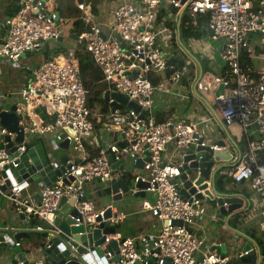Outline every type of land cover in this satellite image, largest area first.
<instances>
[{
  "label": "built area",
  "instance_id": "obj_1",
  "mask_svg": "<svg viewBox=\"0 0 264 264\" xmlns=\"http://www.w3.org/2000/svg\"><path fill=\"white\" fill-rule=\"evenodd\" d=\"M33 1H20L18 10L5 18L7 37L0 44V65L3 67L21 69L22 55L27 57L39 51L45 42L59 38V33L54 30L60 21L59 15L51 9L48 0L35 6H32ZM182 2L164 0L163 4L181 14L186 11L193 26H197L199 17H206V32L210 38L223 41L221 60L227 75L217 79L212 72H206L198 86L201 89L222 87L215 98L222 124L230 127L239 123L242 127L247 139L246 151L223 169L220 179L223 183H250L259 200L261 219L258 229L264 235V165H259L257 159L258 153L264 151V71L254 76L251 68L241 61L242 54L248 50L250 37H258V45L264 48V0ZM160 5L161 0L119 4L113 12L115 36L105 38L102 27L93 24L83 13L84 5L76 4L81 21L88 27V31L76 37L77 45L90 54L108 83L104 94L108 95L110 114L104 120L99 115H91L78 68L71 61L45 60L29 69L31 77L27 84L0 93V108L7 101L15 107L23 134L22 141L14 143L15 134L0 126V201L2 197L9 200L15 214L27 222L28 231L60 235L53 222L60 212L62 198L73 200V207L80 216L75 219V226L83 225L93 230L106 222L103 214L110 209L112 218L108 222L117 227L124 214H117L112 206L97 210L91 199L93 192L88 187L98 183L106 190L115 182L116 170L111 168L108 156L113 162L123 160L135 167L141 164L134 183L138 180L147 183L150 189L146 191L155 194L152 202H141V210L150 212L161 223L158 233L133 239L122 238L116 230L104 241L106 245L114 240L115 251H106L101 258L92 255L90 262L85 261L84 255L76 257L72 253L70 264H230L231 258L222 256L217 245L207 246L205 238L197 237L191 230L206 214V197L204 200L182 197V183H178L183 165L181 155L176 161L162 162V155L169 146L176 154H182L193 145L209 147L212 151L229 150V145L223 142L222 148L208 139L204 122L175 117L157 122L151 114L154 93L165 89L161 83L153 85L151 77L173 71L169 79L174 85L187 73L184 66L176 69L174 64H169L158 43L159 38H170L165 25H156ZM118 95L137 104L139 112L130 108L123 110ZM94 123L102 130L116 128L121 141L108 144L99 157L88 160L85 142L94 141ZM255 133L258 139H252ZM5 137L11 138L15 147L13 152L7 148ZM33 142L43 143L46 154L48 143L61 149L59 145L67 142L68 150L61 149L63 155L56 156L59 163L52 166L49 162V166L59 168L62 157L66 158V165H70L54 184H44L36 192L32 191L34 183L23 178L19 168L27 145ZM69 148L73 156L65 153ZM68 177L73 181L63 184L61 179ZM4 186L7 188L2 192ZM131 191L135 193L136 189ZM32 220L35 223L32 224ZM175 222H181V225ZM1 244H7V241L2 239ZM14 246L18 247L19 242ZM45 248H48L46 242L40 249L41 254ZM116 257L118 260L115 261ZM29 264L51 263L41 255Z\"/></svg>",
  "mask_w": 264,
  "mask_h": 264
},
{
  "label": "crops",
  "instance_id": "obj_2",
  "mask_svg": "<svg viewBox=\"0 0 264 264\" xmlns=\"http://www.w3.org/2000/svg\"><path fill=\"white\" fill-rule=\"evenodd\" d=\"M48 1L51 9L55 11L54 4L53 6L51 4L52 0ZM70 2L71 7L76 10H78L76 4H83L85 8L83 13L90 18L93 24L101 26L103 36L109 38L115 36L113 32L114 9L121 3L131 4L134 0H95L91 5L86 4V0H72ZM58 4H61V2ZM160 8L165 9L164 12L166 13L163 21L168 20L170 23L169 26L165 25L170 32V38H159L158 43L165 57L174 63L176 69H181L184 66L187 73L183 74L182 79L174 85L170 82L168 71L157 75L165 89L154 93L151 114L155 119L158 117L165 120L168 117H175L177 119L184 118L190 122H204V130L208 139L213 142L222 141L229 145V151L233 156L232 161L226 164H217L212 169V173L219 169L215 175V181L217 182L221 178L223 169L234 163L238 155L244 153L247 148V139L243 135V130L239 123H234L230 127H224L222 124L219 107L215 103L220 86L216 89H201L198 86L199 80L206 72H212L217 79L227 75V69L221 60L223 41L210 38L207 32L203 35V38L198 40L180 38V17L182 14L180 12H171L167 4H161L158 11ZM11 9V6L5 0H0V44L7 37L4 21L11 14ZM59 20L54 26V30L59 33V41L53 40L44 48L49 58H46L42 53L31 54L21 61V69L19 68L18 70L0 65V93H6L9 90L17 89L23 84H27L31 77L29 69L45 60H71L72 53L77 47V36L72 31V24L75 20L68 18L67 15H59ZM161 22H157L156 20V25H164ZM174 34L175 38L173 40L172 36ZM245 53L246 55L242 54V64L251 68L254 76L258 72L264 71V68L258 69L251 61V58L257 53L264 55V48L258 45V37L253 36L249 38L248 50ZM180 62L182 63L181 66ZM8 103L9 101L5 104ZM123 106L128 108L126 105ZM0 109L1 111L3 110V108ZM95 115L94 113L93 116ZM93 137V143L87 141L86 145L94 146L95 149L98 148L99 150L106 148L108 144H119L121 141V135L117 132L116 128L102 130L98 127L97 130L94 129ZM254 138L258 139L256 133L252 136V139ZM174 154L178 157L174 156ZM182 154H176L173 152V147L169 146L162 155V162L176 161ZM127 165L130 171H133L135 174L140 173V169L137 167L140 164H137L136 167L132 164ZM125 171H127L126 167ZM125 171L121 172L116 169L114 174L116 177H113L114 180L124 178V175L126 176ZM223 184H227V190L219 192L215 183V192L217 194H229L233 198L239 199L240 203L236 204L238 208L234 211L222 213L216 204V199L219 196L214 197V199L206 198L204 202L206 214L195 222L191 230L197 237L205 238L207 246L217 245L219 253L222 256L234 259L236 264H239L238 259L242 255L245 245H250L257 254L259 250L261 260L256 264H264V249H262L263 241L261 238L263 235L258 229L261 219V208L257 195L252 190L248 181L238 184ZM42 185L44 184H33L32 191L36 192ZM88 187L93 192V203H95L96 199H100V197L99 203L102 199L109 200V202L99 204L98 208H96L97 210H103L107 206H112L114 212L124 214V219L117 226V232L122 238L137 239L143 234L150 235L159 232L161 223L157 218L150 212L141 210L142 201L152 202L155 199L147 198L148 193L154 194V192L146 191L144 198L133 196L125 198L123 196L119 201H113L111 188L102 189L98 183L91 184ZM68 208V201H66L62 204L60 211L62 209L66 211ZM17 232L28 235V237L19 239L20 245L18 247L14 246L16 242L14 236ZM31 233L27 229V222L17 216L9 200L2 197L0 202V240H6L7 244L0 245V264L30 263L34 258L41 256V248L31 253L23 251L28 245L27 240ZM115 250L116 246L113 245L109 251ZM95 251L100 258L104 257L106 252L105 245ZM20 254H22L24 261H20Z\"/></svg>",
  "mask_w": 264,
  "mask_h": 264
},
{
  "label": "water",
  "instance_id": "obj_3",
  "mask_svg": "<svg viewBox=\"0 0 264 264\" xmlns=\"http://www.w3.org/2000/svg\"><path fill=\"white\" fill-rule=\"evenodd\" d=\"M5 1L11 6L14 12H16L20 7V1L23 0ZM43 1L44 0H34L32 2V6H35L38 2ZM184 2L185 0H183L182 3ZM163 3L164 0H161V4ZM205 33L206 32H204L203 35H205ZM50 42L51 40L45 42L42 48L33 54L42 53V55L46 56V58H49V55L44 51V48ZM24 58H26V55H22L20 60H23ZM181 65L182 63L180 62V66ZM221 90L222 87L218 90L219 94L221 93ZM107 99L108 95L106 94L105 100L107 101ZM117 100L119 103L126 105L128 108L136 112H139L140 110L137 104L134 102H127L121 95L117 96ZM141 117H143V115H141ZM0 126L15 134L14 143H20L22 141L23 134L18 126V118L15 114V107L10 103L5 104L3 106V110L0 112ZM4 142L7 143V148L10 149V152L15 150V147L11 142V138L5 137ZM216 144L219 147H224L222 141H218ZM59 146L63 150H68L67 142H63ZM107 159L112 169H118L119 171L124 172L125 167L128 166L123 160L113 162V159L110 156H108ZM232 159L233 156L228 149L212 151L209 147H200L195 145L190 146V148L187 149L181 156L183 165L182 168H180L181 175L178 178V183H182V197L189 198L190 196H194L195 199L204 200L205 197L208 199H214V197L219 196L216 199V204L222 213L236 210L238 208L236 204L240 203V200L233 198L229 194H217L214 190V186L216 183L215 175L219 169L212 173V169L215 165L229 163ZM61 163L62 165L59 168L52 169V167L49 166V160L43 143L33 142L27 145V152L23 157L22 164L19 168L20 173L23 175L22 177L28 179L31 183H43L50 186L61 177L65 168H70V165H66L65 157L61 158ZM137 167L141 169L142 166L140 164ZM191 171H194L193 175L191 174ZM125 174L126 176H129L130 180L134 181L136 174L133 171H125ZM72 181V177L61 179L63 184H69ZM6 188V186L2 187V192H5ZM110 188L113 195V201H119L123 196H127L129 194L133 197L144 198L146 190L150 189V186L147 183L138 180L135 182L133 187L136 189V192L133 193L129 183L125 181V178H122L116 180ZM64 202H66V199L62 198L61 205ZM68 205V210L65 211V209H62L53 222L55 229L61 232L60 235L56 236L51 232L47 234L46 243L48 248L44 249L42 256L51 264H70L69 262L72 260V253L76 257L84 255L85 261L90 262L92 260V255L95 258L98 256L95 250L104 245L106 236L114 235L117 230V227H114L108 222L112 218L110 209H107L103 214V220L106 222H101L98 227L93 230H89L83 225L75 226V219H80V216L73 207V200H68ZM21 219L23 218L21 217ZM97 221L100 222L101 219H98ZM175 224L180 226L181 222H175ZM86 231H88L87 234L85 233ZM25 237H28V235L22 232H17L14 239L16 242H19L20 238ZM113 245L117 248V244L114 240L109 241V243L105 245V251H109ZM246 251L249 252L239 257V264L259 263L261 260L259 250L257 254V252L254 251L250 245H245L243 247V252ZM19 256L20 261H24L22 254ZM116 260H118V257L115 258V261Z\"/></svg>",
  "mask_w": 264,
  "mask_h": 264
},
{
  "label": "trees",
  "instance_id": "obj_4",
  "mask_svg": "<svg viewBox=\"0 0 264 264\" xmlns=\"http://www.w3.org/2000/svg\"><path fill=\"white\" fill-rule=\"evenodd\" d=\"M95 0H86V4L91 5V3ZM59 5V6H58ZM54 5L55 11L58 15L62 16V4ZM68 8V7H67ZM171 12L176 13L178 12L176 9L168 8ZM10 10V9H9ZM94 11V9L92 8ZM11 9V14H12ZM165 9L160 8L157 12V22L163 21V19L166 16V13L164 12ZM68 18H73L75 21L72 24V31L76 36L81 35L82 33L88 31V27L81 21V13H79V10L73 9L72 11H66ZM76 18H79V20H76ZM180 20V38L185 39H194L198 40L203 38V33L206 32V26H207V19L206 17H199L197 26L192 25V19L187 14V12H183L181 15ZM169 21L165 20L164 25L169 26ZM175 34L172 36V39L174 40ZM243 54L246 55L244 52ZM243 56V55H242ZM71 63L75 65L78 68V76L79 80L85 90L87 103L91 112V115L94 113H98L101 115H106L109 111V105L107 101L105 100V91L108 88V83L106 82L103 73L101 69L95 65V63L92 60V57L90 54H88L83 46L77 45L74 52L72 53ZM170 65H173L174 63L169 61ZM173 71H168V76ZM151 82L153 85H157L160 83V78L158 76H152ZM122 108H126L125 106H122ZM99 109V111L97 110ZM1 112V109H0ZM157 122L164 121L161 118L156 117L155 119ZM98 125L94 123V129H98ZM85 150L88 155V160H92L93 158H97L100 156L101 150L98 148L95 149L94 146H89L86 148L85 144ZM258 164L264 165V151L258 153L257 156ZM115 174V173H114ZM229 184H237L234 182H227ZM216 187L219 192H225L223 190V183L220 181V179L216 182ZM31 223H35L34 220L31 221ZM47 235L41 234V233H34L32 232L27 240V247L23 251L25 253H31L33 251L39 250L46 242ZM260 242V240H258ZM20 245V244H19ZM260 246H262L261 243H259ZM264 249V248H262ZM236 261L234 259H231L230 264H236Z\"/></svg>",
  "mask_w": 264,
  "mask_h": 264
},
{
  "label": "rangeland",
  "instance_id": "obj_5",
  "mask_svg": "<svg viewBox=\"0 0 264 264\" xmlns=\"http://www.w3.org/2000/svg\"><path fill=\"white\" fill-rule=\"evenodd\" d=\"M72 0H52L51 4L53 6L54 5H58L59 2H61V7H62V16H64L67 12L66 11H72L73 8L71 7V2ZM67 2H70L68 4H66ZM59 6V5H58ZM67 6L69 8H67ZM54 7V6H53ZM251 61L252 63L255 65V67H257L258 69H262L264 68V55H261L259 53L255 54V56H253L251 58ZM126 109V108H123V110ZM99 111V109H97ZM96 115H99L103 120H104V117H109V112H107L106 115H101V114H98V113H95ZM49 144V147L47 149V157L49 159V162L52 166H56L58 163H59V160L56 159V156L57 157H61L63 155V150L61 149H55L53 147V144L51 143H48ZM86 144V142H85ZM89 147V145H86V148ZM67 154L70 153V156H73V152L71 150V148H69V152H65ZM174 156L178 157L177 155L174 154ZM175 158V157H174ZM176 159V158H175ZM127 168V171L129 172L130 169L128 168V166L126 167ZM191 174L193 175L194 174V171H191ZM116 177V175H113V177ZM118 176V175H117ZM124 178H125V181L129 183L130 187L133 188L134 187V181L133 180H130L129 176H125L124 175ZM101 186V188L103 189V185L102 184H98ZM223 190H227V184H223ZM132 196L129 194L127 196H125V198H131ZM92 195H91V199H92ZM147 198L148 199H154L155 198V194L153 193H148L147 195ZM101 199V197H100ZM100 199H96L94 205H95V208H98L99 204L101 203H105V202H109V200H106V199H102L101 202L99 203V200ZM263 235V234H262ZM262 238V241H263V248H264V235L261 237ZM263 263H264V258H263Z\"/></svg>",
  "mask_w": 264,
  "mask_h": 264
}]
</instances>
